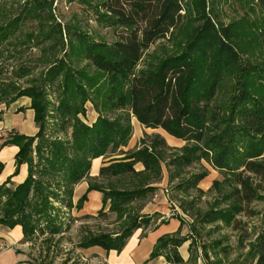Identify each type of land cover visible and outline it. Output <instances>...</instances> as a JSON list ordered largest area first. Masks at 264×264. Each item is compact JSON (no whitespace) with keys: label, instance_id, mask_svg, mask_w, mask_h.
<instances>
[{"label":"trees","instance_id":"trees-1","mask_svg":"<svg viewBox=\"0 0 264 264\" xmlns=\"http://www.w3.org/2000/svg\"><path fill=\"white\" fill-rule=\"evenodd\" d=\"M74 1L94 9L98 24L121 35L108 44L93 40L73 26L63 29L60 24L50 26L41 37L40 42H49L42 49L43 54H50L60 44L63 46L65 35L68 46L65 55L69 61H54L37 85L0 87L3 104L22 97L30 99L38 128L33 136L10 131L1 143V147L17 146L14 174L25 165L27 176L13 190L2 189L0 185V204L3 196L6 198L0 205V225L11 229L19 226L27 241L59 234L62 223L54 204L66 209L73 207L72 187L89 175L94 159L104 156L109 148L114 152L128 142L132 134L130 118L145 128L161 129L186 143L170 166L181 170L205 161L225 176L227 191L222 202L226 206L199 215L202 224L217 221L231 224L237 216L253 217L255 211L251 206L262 200L259 192L264 191V65L242 60L228 43L232 33L226 31L223 40L210 19L204 18L202 28L183 50L141 66L144 54L153 45L183 25V0H94L93 4V0H69ZM46 4L45 0L30 1L20 14L45 19ZM47 7L50 10V5ZM249 10L261 12L257 31L264 40V0H251ZM19 23L17 16L0 25V44L15 33ZM82 61H86L84 67L70 65ZM225 70L234 72L229 99L226 105L216 104ZM25 72L23 67L19 69V74ZM54 87L55 104L47 92ZM92 95L105 96L106 103L125 114L117 118L99 114L92 125H85L78 115H84L83 104L92 100ZM48 114L58 127L56 133L50 134L70 128V138L47 134L44 129ZM159 142L165 146V142ZM137 164L143 166V173L160 178L157 157L148 147L100 167L98 174H143L136 172ZM202 179L204 175H194L176 188L187 191ZM145 184L139 189L105 193L104 199L111 201L110 211L119 217L126 214L124 205L144 198L152 190L147 186L149 181ZM90 190L91 187L78 199V208L87 201ZM151 222L152 216L147 214L129 217L121 232L91 235L82 240L80 248L98 247L119 253L135 231L149 227ZM160 224L163 223L157 225ZM185 241L163 235L157 239L150 258L163 257L166 264H184L179 249ZM190 250L188 246L189 253ZM254 251L252 264H264V230Z\"/></svg>","mask_w":264,"mask_h":264},{"label":"rangeland","instance_id":"rangeland-1","mask_svg":"<svg viewBox=\"0 0 264 264\" xmlns=\"http://www.w3.org/2000/svg\"><path fill=\"white\" fill-rule=\"evenodd\" d=\"M34 0H0V25H4L13 17H20L19 28L0 44V87L10 84L15 87L26 88L37 85L50 64L57 59L68 62L67 41L63 35V43L56 46L51 53H44L43 48L49 42H40L43 31L55 24L73 26L85 32L95 41L112 43L121 35L119 31L104 27L96 22L95 10L85 4L69 2V0H45V19L39 20L22 17L23 6ZM251 0H183L185 19L183 25L175 30L171 36L158 41L144 54L141 66L149 62H157L164 56L183 50L193 39L203 19L213 23L217 35L225 40L226 31L233 37L228 42L239 57L255 65H264V40L259 37L258 26L262 18L260 11L249 10ZM96 1H92V4ZM47 5H50L48 10ZM20 16H19V15ZM52 16V18H51ZM43 26H41L42 24ZM44 27V28H42ZM45 29V30H44ZM64 33V31H63ZM227 41V40H226ZM54 42V41H53ZM86 61L70 64L74 68L84 67ZM23 67L27 72L19 74ZM216 104H227L228 92L231 91L232 75L234 72L225 70L222 73ZM5 87H3L4 89ZM47 90V89H46ZM45 90V91H46ZM55 87L47 90L52 103H56ZM102 95H92V100L83 104L84 115L78 118L85 125H92L99 114L106 118H117L125 114L124 111L113 109L104 101ZM6 104L0 102V109ZM1 114V112H0ZM48 114L45 121V131L48 135L56 133L58 127ZM132 134L128 142L114 152L107 150L104 156L91 162L89 175L72 187V208L54 204L58 209V216L62 229L59 234L36 236L31 240H21V247L27 255L30 264H107L104 254L94 248H80V243L91 235H115L121 232L129 217L147 214L152 216L151 225L141 229L146 232L155 228L161 221L167 223L175 219L179 223L178 230L168 235L186 239L179 249L182 255L187 254L184 264H252L254 248L264 230V191L259 192L262 200L252 204L255 211L253 217L237 216L231 224L221 221L212 224H202L199 215L215 207H225L222 196L227 191L225 176L211 167L205 161L196 162L188 168L178 170L170 166V161L179 156L186 143L180 141L161 129H148L140 125L134 118H130ZM55 131V132H54ZM70 128L59 132L53 137L70 138ZM9 133L0 131V140ZM51 135V136H52ZM165 142L162 146L161 142ZM148 147L154 151L161 169L158 177L145 174L141 164L135 167L136 172L143 174H124L119 176H99L100 167L109 165L112 161L124 158L136 150ZM36 161H34V164ZM204 175L195 187L181 191L176 186L194 175ZM8 177L0 183L2 189L13 190L18 186ZM151 186L147 196L124 205V215L119 217L110 211L111 201L104 199V195L114 191H128ZM91 187L87 193V201L79 208L78 199ZM2 203L5 197L2 198ZM129 217H128V216ZM2 226V225H0ZM191 246L190 253L187 251ZM112 254L116 255L115 252ZM148 264H155V261Z\"/></svg>","mask_w":264,"mask_h":264},{"label":"crops","instance_id":"crops-1","mask_svg":"<svg viewBox=\"0 0 264 264\" xmlns=\"http://www.w3.org/2000/svg\"><path fill=\"white\" fill-rule=\"evenodd\" d=\"M29 102L30 99L22 97L0 109V131L2 133L15 131L26 136L36 134L38 128L34 122V113L30 109ZM2 141L3 139L0 140V183L11 177L10 180L18 185L27 176V167L22 165L17 174H14V156L18 150L17 146L1 147ZM178 227L179 223L175 219H169L167 223L157 225L146 232L139 229L133 233L119 253L105 252L98 247L93 248L103 252L107 264H148L152 261H155V264H166L163 257L151 259V253L159 237L175 232ZM21 240H23V235L19 226L12 229L0 226V264H30L21 247ZM113 252L116 253L114 257H112ZM182 257L185 260L187 254Z\"/></svg>","mask_w":264,"mask_h":264}]
</instances>
